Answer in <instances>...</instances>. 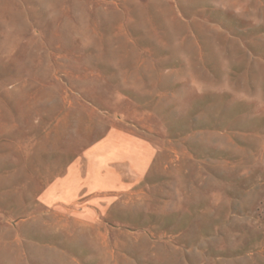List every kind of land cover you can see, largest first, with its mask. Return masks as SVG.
<instances>
[{
	"label": "rangeland",
	"instance_id": "1",
	"mask_svg": "<svg viewBox=\"0 0 264 264\" xmlns=\"http://www.w3.org/2000/svg\"><path fill=\"white\" fill-rule=\"evenodd\" d=\"M122 250L264 264V0H0V264Z\"/></svg>",
	"mask_w": 264,
	"mask_h": 264
},
{
	"label": "crops",
	"instance_id": "2",
	"mask_svg": "<svg viewBox=\"0 0 264 264\" xmlns=\"http://www.w3.org/2000/svg\"><path fill=\"white\" fill-rule=\"evenodd\" d=\"M139 160L140 161L138 163H135V165H133V167L135 168L136 171L133 169L132 165H130L132 170L135 171V174H138V175L142 174L141 172L144 171L143 169L145 167V159L140 157ZM109 163L110 162H106L104 164V166L101 167V169L105 170L104 173L106 174V177L112 175V172L108 171V168L110 166ZM79 167L80 166H78V164L75 162L72 166L69 167L68 171L66 170L62 176L58 177L57 180L53 181V183H55V184L57 183L59 186L57 189V192L55 193V195L57 194V196H56L57 200H60V201L65 202L67 204L68 203L71 204V203H74L78 199L81 198V194L83 193V190H87L86 187L83 185V183L78 180V178L81 177V175H80L81 171H80ZM89 172H91V171H89ZM92 173L93 172L88 173V175H87L88 178L92 177ZM77 175H78V178H77ZM115 184L116 183H114V181L113 182L108 181L107 183H105L103 185L104 187L102 189L100 187H96V188H94L93 191L95 193H98L99 191H102V190L109 191L110 189L114 188ZM68 186H70L71 189L74 191L68 192L67 191ZM91 189H93V188H91ZM43 196L46 197V199L49 198V196H51L50 195V189L48 187H46V190H44ZM77 212L78 213L80 212L81 214H84L85 212H91V215L94 213L96 214V211H94L90 208L78 209ZM95 216L97 217V214ZM93 223L97 224L96 222H93ZM110 234H111L110 231L105 230V234L100 235L101 238L96 240V242L98 244L97 247L98 248L99 247L105 248V247L111 245V249H112L111 251L113 254H115L116 251L114 250V248L122 249L126 243L118 241V240H112V238H110V236H111ZM153 246L154 245H151V247H153ZM121 253L122 254L118 255V256L112 255L110 258L107 257L108 261H109V259L112 260L111 261L112 264H139L140 263L139 261L136 262V260L134 258H132L130 255L126 254L125 250L124 251L122 250ZM69 259L71 261H73L75 264H81L75 258H69ZM142 260H144V259L141 257L140 261H142ZM108 261H106V262L108 263Z\"/></svg>",
	"mask_w": 264,
	"mask_h": 264
}]
</instances>
